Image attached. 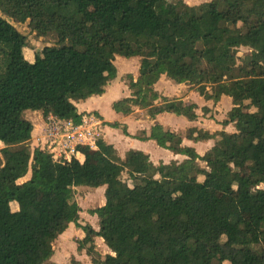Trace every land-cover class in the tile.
<instances>
[{
    "label": "trees",
    "instance_id": "1",
    "mask_svg": "<svg viewBox=\"0 0 264 264\" xmlns=\"http://www.w3.org/2000/svg\"><path fill=\"white\" fill-rule=\"evenodd\" d=\"M9 19L51 42L33 62L23 54L27 36ZM133 54L142 57L140 86L113 103L117 112L196 120L194 102L154 90L164 75L194 84L205 118L217 97H229L221 124L235 131L191 127L189 140L213 141L203 157L167 129L131 136L185 156L179 165L155 166L135 149L120 156L102 138L98 151L79 147L81 163L30 147L24 112L79 123L75 103L103 94L116 75L113 57ZM0 144V264H50L70 223L87 231L78 251L92 264H264V0H0ZM29 170L33 176L18 182ZM123 174L138 183L125 184ZM82 186L105 187L107 202L90 211L97 231L78 223L72 189ZM96 236L110 251L101 258Z\"/></svg>",
    "mask_w": 264,
    "mask_h": 264
},
{
    "label": "rangeland",
    "instance_id": "2",
    "mask_svg": "<svg viewBox=\"0 0 264 264\" xmlns=\"http://www.w3.org/2000/svg\"><path fill=\"white\" fill-rule=\"evenodd\" d=\"M183 1L188 5H198L206 2V0H183ZM9 21L13 23V25H15V27L22 34L27 36V45L23 48V54L29 62H33L36 52L42 50L45 46H49L51 44V42H49L46 38L36 37L35 34L29 32V29L25 24L14 22L11 19H9ZM239 50L240 53L249 57L250 51L248 50V48H240ZM112 62L116 67V75L114 77L109 78L104 93L98 97V101L102 103V105L104 104L107 114L105 113L106 116H104L103 114H101L100 111L98 112L92 111V113L94 112V114L99 115L105 121L104 122L105 125L106 124L109 125L110 123L113 122H117L120 125L118 128H113L109 126V129L114 131V132L111 131L112 134L110 135L112 141H109L107 132L103 134V139L107 143L112 144V146H114L115 149V144H117L118 141L117 140L118 133L122 135L123 129H126L127 132L131 134V133H135L136 132L135 129L139 127L140 128L144 127L145 129L148 127L163 128L162 126L163 123L160 121L159 123L157 122L151 123V119L147 117L145 111H138L137 113L132 114L133 116L129 117V119L127 120L128 121L127 125L122 124L121 122L122 114L114 109L113 103L118 99L128 96L131 90L137 89L140 86L141 80L138 70L142 62V57L139 54H133L128 57L117 55L113 57ZM167 80L171 84H164V83H168L166 82ZM167 80H164V82L162 81V83L159 85V88L163 87L164 89H166L168 94L167 98L178 99L184 105L188 104L191 101L197 102V109H195V112L199 113V115L196 122L188 123L186 121H180V120H178L177 122L173 121L174 126L177 128L179 132L178 134H180L181 136H185L190 126L193 125L196 127H202L210 131L221 130V129H224L227 132L235 131L232 126L228 125L226 127L225 126L222 127L223 125L221 124V121L225 118L227 112L232 108L231 100L228 97L225 96L217 97L216 104L214 107L213 117L211 120H206L201 117V112H200V108L205 104V102L203 101L202 97L198 95L197 93L198 91L196 90L194 84L192 83L175 84L171 80L169 79ZM8 90L12 92L15 91V85L12 82L9 83ZM183 99H185V101H183ZM254 112L255 109L251 107L249 109V113L252 115ZM24 117L26 119L32 120L34 123H39V114H35L32 111L24 112ZM104 124H102L99 130L104 128ZM121 140L126 141L128 140V138L122 137ZM133 143L134 140H130L129 145L133 147ZM153 145L155 146V149L158 151V153H160L158 158L162 156L163 160H167L170 157V155H172L169 151L163 150L161 148H160L161 150H158L157 146L154 143ZM193 146L198 154L204 156L205 152L210 146V142H208L207 140H199L195 144H193ZM125 149L126 146L121 145L118 149L119 151L118 154L119 153L121 154L122 151ZM150 153L154 156L153 161L157 162L156 161L157 159L155 157L156 153L153 150H149V154ZM178 159L179 160H176V162L179 165L181 163L180 162L181 159L184 158L179 157ZM199 164L205 167V164L203 163L202 160L199 161ZM32 176L33 173L29 170L27 174L18 182L26 181L30 179ZM122 180L125 184L138 183L137 180L129 178L126 174L122 175ZM262 187L263 186L261 187L256 186L253 187L252 189L256 191ZM239 188L241 190H246L247 186L241 184ZM104 189H105L104 186H99L96 188L82 186V187H73L72 189V195L75 198V201L78 205V210H77V214L79 217L78 223L80 225L90 226V228L93 231H97L99 229V220L97 215L91 214L90 211L95 208L103 206L107 202V199L104 196ZM86 232L87 231L81 228L80 226L70 223L67 229L61 235H59L53 242V253L50 259L48 260V262L50 264H74L75 262L79 264H92V258L86 252V250L83 249L81 251H78L79 241L83 238ZM95 250H96V255H95L96 258H101L104 255L110 253L109 249L104 244L103 240L97 236L95 237ZM2 254H3V249L0 248V255Z\"/></svg>",
    "mask_w": 264,
    "mask_h": 264
},
{
    "label": "crops",
    "instance_id": "3",
    "mask_svg": "<svg viewBox=\"0 0 264 264\" xmlns=\"http://www.w3.org/2000/svg\"><path fill=\"white\" fill-rule=\"evenodd\" d=\"M164 80H167L166 79V77L164 76V75H162L161 77H160V79L157 81V83H155V85H154V90L159 94V95H161V96H164V97H167V91H166V89H164L163 87H161V88H159V85L162 83V81L164 82ZM166 82H168V83H164V84H171V83H169V81L167 80ZM167 86V85H166ZM138 89V88H137ZM137 89H134V90H131L130 91V93L128 94V96H130L132 93H134ZM197 92V91H196ZM198 93V92H197ZM102 95V94H101ZM101 95H93V96H91V97H89L88 99H86L85 101H80V102H76L75 103V106H76V109H77V112H78V114H81V115H86V114H90V115H95V116H97V117H99L101 120H102V124H104V120L99 116V115H96V114H94V112L92 113V111H100L101 112V114H103L104 116H106V109H105V107H104V104L102 105V103H100L99 101H98V97L99 96H101ZM198 95L200 96V97H202V99H203V101L205 102V104L204 105H206V101L204 100V98H203V96H201L199 93H198ZM128 96H126V97H128ZM222 96H224V95H222ZM225 97H227V96H225ZM229 98V97H228ZM230 99V98H229ZM180 100H182V99H180ZM183 101H185V99H183ZM191 102H194L196 105H197V102H195V101H191ZM190 103V102H189ZM203 105V106H204ZM202 106V107H203ZM201 107V108H202ZM215 107V106H214ZM201 108H200V112H201V117L203 118V119H206V120H211L212 118H205L203 115H202V111H201ZM197 109V108H196ZM139 111H143V110H139ZM32 112H34L35 114H39V123H34L32 120H29V119H27V120H29L31 123H32V126H33V129H32V132H31V144L33 145L34 143H35V141H36V139L37 138H39V137H42V133H43V129H44V119H43V117H42V114H41V112H39V111H32ZM138 112V110L135 112V113H137ZM213 112H214V109H213ZM84 113H86V114H84ZM106 113V114H105ZM196 113V112H195ZM134 114V113H133ZM197 114V119H198V115H199V113H196ZM130 116H133L132 114H130V115H128V116H124V115H121V122H122V124H125V125H127V120L129 119V117ZM147 117L149 118V116L147 115ZM212 117H213V113H212ZM149 119H151V118H149ZM196 119V120H197ZM178 120H180V121H186V122H188V123H193V122H196V120H194V121H189V120H187L185 117H182V116H177V115H175V114H171V113H166V112H164V113H160V114H157L156 116H155V118L154 119H151V123H154V122H157V123H159V121L160 122H162L163 124H162V126H163V128L164 129H167V130H170V131H172V132H174V133H176V134H178L179 132H178V130H177V128L174 126V123H173V121H178ZM170 123V124H169ZM172 124V125H171ZM102 126V125H101ZM120 126V125H119ZM170 126H172V127H170ZM191 127H196V126H190V128ZM189 128V129H190ZM202 128V127H201ZM149 129H151L150 127H148V128H137V129H135V131L137 132V131H140V130H149ZM204 129V128H203ZM205 130H207V129H205ZM111 131L112 132H114L113 130H111V129H109V125H105L104 124V128H102V129H100V133H99V138H102L103 139V134L105 133V132H107V135H108V137H109V141H112V139H111V137H110V135L112 134L111 133ZM127 131V130H126ZM208 131H210V130H208ZM214 131H216V130H214ZM135 132V133H136ZM123 133V132H122ZM135 133H128L130 136H127V135H124V134H119L118 133V137H117V144H115V150L117 151V152H119L118 151V149H119V147L121 146V145H125L126 146V149L125 150H123L122 151V153L120 154L119 153V155L120 156H123L124 155V153L127 151V150H129V149H135V150H140V151H142V152H144L145 154H147L148 156H149V159H150V161L153 163V165H155V166H160V165H162V164H167V163H169L170 161H176V160H179L178 158L179 157H183L184 159H185V156H183V155H180V154H174L173 152H171V151H169V150H167V149H164V148H161V147H159L153 140H147V141H141V140H137V139H134V138H132L131 136L132 135H134ZM182 134V133H181ZM178 135H180V134H178ZM183 135V134H182ZM187 135V134H186ZM186 135L185 136H181L182 137V145H185V146H188V147H192V148H194V146H193V144H195L196 142H194V141H192V140H189L188 138H186ZM122 137H124V138H128V140H121V138ZM104 140V139H103ZM130 140H134V143H133V147H131L130 145H129V142H130ZM105 141V140H104ZM208 142H210V146H209V148L212 146V143H213V141L212 140H207ZM106 142V141H105ZM153 143L157 146V148H158V150H161V149H163V150H166V151H169L172 155H170V157L167 159V160H163V158H162V156H160V158H158V156L160 155V153H158V151L155 149V146L153 145ZM112 145V144H111ZM118 145V146H117ZM150 146V147H149ZM118 147V148H117ZM113 148H114V146H113ZM161 148V149H160ZM208 148V149H209ZM207 149V150H208ZM149 150H153L155 153H156V155H155V157H156V161L157 162H154L153 160V158H154V156L150 153L149 154ZM195 150V149H194ZM96 151V150H95ZM196 151V150H195ZM197 153V152H196ZM198 154V153H197ZM198 155H200V154H198ZM83 156H84V158H85V155L83 154ZM201 156V155H200ZM201 157H203V156H201ZM83 158V159H84ZM165 159V158H164ZM184 159H181V161L182 160H184ZM180 161V162H181ZM200 160H198V162H199ZM204 163V162H203ZM205 164V163H204Z\"/></svg>",
    "mask_w": 264,
    "mask_h": 264
},
{
    "label": "built area",
    "instance_id": "4",
    "mask_svg": "<svg viewBox=\"0 0 264 264\" xmlns=\"http://www.w3.org/2000/svg\"><path fill=\"white\" fill-rule=\"evenodd\" d=\"M102 120L95 115H81L79 123L60 120L51 115L44 119L42 137L30 145L32 149L40 148L47 151L54 160L69 163L71 159L83 162V153L79 147H87L91 151H98L96 146L99 138Z\"/></svg>",
    "mask_w": 264,
    "mask_h": 264
}]
</instances>
